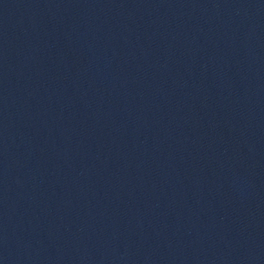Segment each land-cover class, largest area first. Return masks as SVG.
I'll return each instance as SVG.
<instances>
[{
  "label": "water",
  "instance_id": "obj_1",
  "mask_svg": "<svg viewBox=\"0 0 264 264\" xmlns=\"http://www.w3.org/2000/svg\"><path fill=\"white\" fill-rule=\"evenodd\" d=\"M0 264H264V0H0Z\"/></svg>",
  "mask_w": 264,
  "mask_h": 264
}]
</instances>
